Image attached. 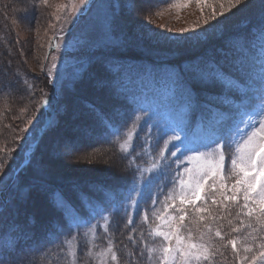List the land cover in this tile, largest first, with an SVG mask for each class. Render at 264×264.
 Wrapping results in <instances>:
<instances>
[{
	"label": "rangeland",
	"instance_id": "374dc122",
	"mask_svg": "<svg viewBox=\"0 0 264 264\" xmlns=\"http://www.w3.org/2000/svg\"><path fill=\"white\" fill-rule=\"evenodd\" d=\"M10 1L18 4L22 0ZM152 3L154 5H150ZM40 4L41 9L37 17L39 19L38 24H34L33 27H23L18 24L17 16L13 15L11 17L13 19L11 25L20 38L22 47L27 54L25 55V60L28 71L34 78L30 104L17 109V116L22 111V122L16 125L17 127L14 129L9 147L0 148L2 150L0 151V158L3 160L1 163L6 165L5 171L7 172V175L0 178V205L3 202L0 208H4L7 200L9 201L14 196V187L18 196L28 190V184L31 179L42 180V182L50 181L48 178L44 179L47 174L52 180L59 178L64 187L67 177H75L80 189H84L76 197H82L83 200V206H81V202L76 206L79 212L65 211L63 218H61V214L57 210L59 205L53 201L57 218L55 222L58 229L62 231L60 240L64 242V246L67 247L84 240V247L87 249L86 257H92L98 260L100 264H122L119 262L118 257L116 261L111 259L112 251L116 253V246L113 239L111 241L108 238V236L112 235L109 232V228L113 226L115 228L116 223H118L121 226L120 231L127 234L125 229L127 218L132 223L140 221V228L145 230L148 229V227L144 228L143 222L146 221L150 222L151 228L149 229L152 230V235L144 249L146 260L143 264H156L159 252L155 251L150 254V250L158 249L162 243L156 232L163 230L164 218L170 214H175L172 208L174 202L167 200V197L170 194L177 195L179 186H174L170 183V180L176 178L177 169L182 171L184 166H188L186 158L185 163L181 164L179 157L182 156V153H178L177 157H172L170 152L175 150L174 145L167 143L171 140V135L164 136L162 132L153 130L152 135L149 137L148 148L152 161L149 158L146 168L142 169L143 179H140V174L139 178L135 180V175L140 171V168L135 166L139 162L138 158L135 157L133 159L131 156H134V154L131 153V159L125 157L123 161L119 158L118 152L130 153L132 150L131 146L135 142L137 143V139L133 134L136 133L138 126L129 125L127 129L121 130L118 137H108L106 139L105 133L89 113L88 106H82V113L79 119L77 120V117H75L72 121L71 118L74 116L75 106L71 102V96L65 93L68 91L65 88H71L72 81L79 80V82H82L80 84L82 92L91 94L90 97L100 101L105 111H108L118 101L113 98L107 89L95 91L94 79L90 73L92 69H89V67L96 64L95 68H97V64H100L99 60L105 61L109 55H104L103 59L100 58V54H97L94 47H87L89 41L95 40L97 42L95 46L106 48V45L101 43L102 40L112 39L111 41H113L115 38H119L123 33L120 28L121 23L128 34V39L125 41L126 45L122 44L121 46L123 50L133 51L131 54H119L118 56H132L137 51L142 52L144 50L143 46H149V48L157 50L158 55L163 56L169 52L174 53L176 50L181 53L183 52L182 49L192 46H196L199 49L204 46L201 44H207L209 39L213 40L226 25L232 22L230 17L240 14L244 17L249 15L251 16L250 19H259L264 14V0H247L240 11L235 8L230 9L228 0H200L199 3L197 0H91L89 8H84L81 0H47V3L41 1ZM221 4H223L225 9L224 15H218L216 19L210 20L209 24H205L204 21L211 15L213 9L219 13ZM106 5H112V7L107 8L105 7ZM145 6H148V8H145ZM112 13H115L116 23L111 33L106 35L104 28L105 17H110ZM120 20L123 22H120ZM212 25L217 27L213 28ZM181 29H187L188 31L181 33ZM192 29L199 33L198 38L196 33L191 31ZM205 29L207 30L206 33ZM235 34L233 32L230 33L228 40ZM255 42L259 46L261 63L264 64V52H261V44L259 41ZM141 43L143 44L142 46H140ZM216 44L213 48L211 47L212 51L219 50L225 46L224 44L216 48ZM57 45L60 47L57 48ZM86 48L87 50L92 48L96 55L93 51L86 53ZM49 49H52V53L48 55L45 53L44 55V52ZM218 53L217 57L222 59ZM87 59H91L90 66L86 63ZM53 63L57 64V71L62 76L60 80H51V85H47L44 78L43 80L41 78L43 75L47 77L46 71L51 68ZM104 64L109 66L124 65L134 70L147 68L150 73L158 71V74L173 71L174 66H167L162 63H156V65H151L155 63H138L130 61L128 58L119 59L116 57H108ZM226 66L229 67L230 65ZM101 67L103 69L100 70L98 78L107 76L102 64L99 68L101 69ZM135 83L138 85L137 89L145 97L153 104L159 105L162 119L167 120L174 116V113L165 106L167 102L164 100L162 88L156 86L154 79L145 77L142 81L137 80ZM45 93L51 94L53 98L57 95L59 98L54 119L52 116L50 119V121L53 120L51 124L53 126L43 137L39 146L40 152L33 156L28 174L16 184L15 181L17 180L12 179L10 181V172L12 167L15 166L20 150L30 144L35 137L36 126L40 122L37 102L40 95ZM192 116V111H189L187 122L192 119ZM238 122L239 117L235 119L234 123ZM75 123H78L79 126L74 125ZM86 125L93 127L95 131L85 133L82 129ZM3 126L0 123V132ZM25 129L27 131H24ZM188 131L190 139L196 146L199 147L202 143L208 142L207 138L200 139L195 135L196 131L191 130L190 125ZM129 132L132 133V140L128 139ZM96 138L97 144H92V141L96 140ZM69 139L73 142L75 152L71 156H62L63 145ZM146 140L147 136L145 135L143 139L145 146ZM239 142L237 141V143ZM121 145H123V148ZM154 145L157 149L153 153L151 150ZM139 149L141 148L139 147ZM161 153L164 154L165 159L161 158ZM189 155H192V153H189ZM235 156V145L231 149H224L223 172H225L223 175L228 177L227 184L229 186L235 180L231 169V159ZM140 161L143 164V158ZM169 164L171 165L170 167H165ZM8 181L12 182L9 192L6 185ZM148 181H151V183H148ZM48 187L46 186L45 188ZM137 187L139 189L138 192L133 190ZM64 190L66 191L65 187ZM35 194L37 195L36 192ZM214 196L218 203L213 205L211 199H209L207 205L212 210H215L218 207L217 205H219V201L222 200L218 193H215ZM69 199L73 204H76L72 198L69 197ZM242 203L243 200L241 199L240 204ZM35 205L36 207L38 206V198L35 201ZM10 208L16 214V210H20L22 206L17 208L12 203L6 204L5 209ZM118 208H120L123 215L121 212L118 213ZM40 210L43 211V208H40ZM36 211L38 212L39 210L36 208ZM33 215L35 216L36 214ZM145 215H147V220H145ZM240 217L246 220L243 215ZM14 223L12 215H4V217L0 218V257L4 255L2 250L10 248L13 244L12 242L19 238V234L22 235L24 233L20 230H15ZM185 223L188 222L185 221ZM110 225L111 227H109ZM245 226L246 224H240L238 229L243 230ZM192 227L195 228L196 226L193 225ZM102 229L103 231H101ZM199 229L200 231L204 230L203 223L199 226ZM212 229L215 232L214 228ZM70 230L80 232L75 234L74 232L70 233ZM249 230L252 229L249 228ZM128 234L131 233L128 232ZM198 234V232H194V235ZM233 236L234 238L227 237V239H235L237 241V253L239 251V256H243V259L237 260L236 264H264V259L260 257V251L257 253L244 251V243L243 245L241 243L245 239V234L234 233ZM257 238L259 244L264 245V235ZM212 242L217 246L214 249L213 257L218 255V260L222 258V254H225V249L223 245L216 241L214 235H212ZM122 244L123 248L127 244L126 251H124V255L127 258V249L130 248V246L128 247L129 243L127 240H122ZM256 244L257 248H259L260 245ZM110 248L112 251L109 250ZM229 248L232 250L230 244ZM133 254L135 256L133 255L132 263L136 262V258L140 256L138 251ZM249 254H251L250 258L245 260L244 257ZM253 255L256 256L255 261L251 259ZM224 263H230L228 257L225 258ZM214 264L216 263L214 262Z\"/></svg>",
	"mask_w": 264,
	"mask_h": 264
},
{
	"label": "snow or ice",
	"instance_id": "6c2138e0",
	"mask_svg": "<svg viewBox=\"0 0 264 264\" xmlns=\"http://www.w3.org/2000/svg\"><path fill=\"white\" fill-rule=\"evenodd\" d=\"M44 2L47 3V0ZM246 2L247 0H228V5L230 9L240 11ZM81 3L84 8H89L91 0H81ZM105 7L111 8L112 5ZM224 12L221 4L219 13L213 9L204 23L209 24L210 20L224 15ZM115 23V13L105 17L106 35L111 33ZM185 31L188 30L181 29V33ZM191 31L196 33L195 29ZM196 35L198 38L199 33ZM254 41L260 42L261 52H264V14L259 19L245 20L242 29L223 48L174 65V70L170 72L150 73L147 68L134 70L124 65L109 66L101 62L107 76L98 78L95 86L107 89L118 102L108 111L99 109L96 105H89L88 108L96 124L105 133L106 139L118 137L122 129H127L129 125L136 126L139 122V131L146 136H151L153 130L162 132L164 136L170 134L171 140L167 143H172L175 148L170 155L177 157L178 153H182L179 162L184 164L186 158L188 165L182 171L177 169L176 178L170 180L174 186H179L177 195L170 194L167 197V200L174 202L172 208L175 214L166 216L163 230L156 232L162 240L158 249L150 250V254L159 252L156 264H205L211 261L217 246L212 242L213 229L208 221L215 220L216 215L207 205L209 199L213 205L218 203L215 193L222 197L220 206L228 209L231 204L239 209L237 217L243 215L246 218L241 221L242 225L246 223L253 232L264 230V83L260 90L254 91L250 77L241 75L240 72L242 60L249 53ZM217 52L223 58V63L217 58ZM261 71L264 72V64ZM46 76L50 81L60 80L62 74L57 71V64L51 65ZM145 77H151L156 81V86L162 88L164 100L167 102L165 106L174 113L171 119H162L159 105L153 104L142 92L137 91L138 85L135 81H142ZM44 104L48 105L49 101L45 100ZM189 111H192L194 119L200 120L202 131L208 134V142L199 147L189 137ZM237 117L239 122L234 123ZM82 131L87 133L95 129L86 125ZM132 138V133L129 132L128 139ZM234 145L236 156L231 159V169L235 180L229 186L228 177L223 175L224 149H231ZM74 152L73 142L69 139L63 145L61 155L71 156ZM161 158H166L163 153ZM28 159L31 162V158ZM170 166L169 164L165 167ZM5 167V164L0 163V178L7 175ZM140 179H143L142 174ZM133 190L139 191L138 187ZM73 191L79 196L82 190L74 185ZM51 199L59 205L57 210L61 218L65 211L79 212L68 195L62 191L52 193ZM202 223L204 230L200 231L199 226ZM229 224H232L231 220ZM193 225L196 227L193 228ZM233 231L239 229L233 227ZM194 232L199 234L194 235ZM23 235L27 236L26 233ZM214 235L220 240L224 239L219 228ZM228 243L232 246L233 253H237V241L232 239ZM18 248L19 239H16L10 248L2 250L4 259H0V264H6L8 257ZM261 249L260 257L264 259V245H261ZM109 250L112 251L111 248ZM244 251L250 252L252 249L245 247ZM111 259L117 260L114 251ZM244 259L247 260L248 257ZM251 259L255 261L256 256L253 255Z\"/></svg>",
	"mask_w": 264,
	"mask_h": 264
},
{
	"label": "trees",
	"instance_id": "16d2710c",
	"mask_svg": "<svg viewBox=\"0 0 264 264\" xmlns=\"http://www.w3.org/2000/svg\"><path fill=\"white\" fill-rule=\"evenodd\" d=\"M44 0H22L20 3L11 2L10 0H0V123L4 125L0 132V148L5 149L9 147L11 144V140L13 137L14 129L17 127V124H21L22 122V111L17 116L18 107H26L30 104L32 100L33 94V76L28 71L27 63L25 60V50L22 47L20 42V38L17 36L14 28L12 27V16H17L16 20H18V24L23 27L28 26L33 27L34 24H38V15L41 9L40 2ZM154 5V3L150 4ZM149 6V5H148ZM145 6V8H148ZM122 17V16H121ZM251 16L244 17L243 15H236L230 17L231 21L228 25L224 27L214 39H209L207 44L203 47L197 49L196 46L187 47L186 49H182L183 52L180 53L179 50H176L174 53H168L163 55H158L157 50L153 48H149V46H143L144 50L142 52L137 51L134 55L126 56H118L131 54L133 50H123L122 44L125 46L126 39H128V34L126 33L125 27H123L120 23V28L123 33L119 38H115L113 41L111 40H102V44L106 45V48H100L95 46L97 42L95 40H91L87 43V47H94L97 54H100L99 57L103 59L104 55H109L106 57L105 61L99 60L100 64H97V68H95L96 64L90 66L91 59H87L86 63L89 65V69L92 78L94 79V87L95 91H101V88H97L95 86V79L100 76L99 66H101V62L105 63L108 57H116L119 59H130V61H135L138 63H155L151 65H156V63H162L164 65H178L184 63L185 61L191 60L194 57H197L203 53H211L213 46L216 44L217 47H221L226 44L228 41V36L230 33H237L242 29V23L245 20H250ZM15 20V22H16ZM120 22H123L120 20ZM218 38V41L216 42ZM222 40V41H221ZM143 44L141 43L140 46ZM147 45V44H145ZM212 47V48H211ZM207 48V49H206ZM201 49V50H200ZM199 50V52H197ZM93 49L90 48L86 53L92 52ZM95 51L94 54L96 53ZM45 53L51 54L52 49L47 50ZM163 53V52H162ZM219 54V53H218ZM96 55V54H95ZM218 58V57H217ZM223 61V58L221 59ZM251 62L249 57H245L242 60V66L240 68V72L243 67H246ZM230 67V66H229ZM95 69V70H94ZM45 80L47 85H51L50 80L42 76V80ZM49 80V81H48ZM85 80V79H84ZM82 82L79 80H74L71 83V88L67 87L68 91L65 92L68 96H71V102L74 107V116L71 118L72 121L75 117L77 120L79 119L82 111V106L96 105L99 109L105 110L104 106H102L101 102L91 98V94H86L82 92L80 89L82 86L80 85ZM48 100L49 104L45 105L44 101ZM70 100V97H69ZM75 103V104H74ZM95 103V104H94ZM59 104V98L56 95L55 98L51 94H42L39 97L37 105L39 106V121L36 126V134L32 139L30 144L24 146L19 153L18 159L15 163V166L12 167L10 172V181L15 179L18 184L19 180H23L24 177L28 174L29 167L32 163V158L35 154L40 152L39 146L41 145L42 139L47 133V131L53 126H51L52 121H50L51 116L54 119L56 114L57 105ZM66 109V108H65ZM79 111V112H78ZM89 111V110H88ZM61 123V122H60ZM82 125V123H80ZM74 125L79 126L78 123ZM144 133L136 130L135 138L137 139V143L131 146L132 150L126 153L118 152L119 158L124 161L125 157L131 159L138 158L136 167L141 169L142 165L145 163L143 159V164L140 161L143 158V150H142V139ZM100 140V139H99ZM93 142V143H92ZM92 144H97L96 140H93ZM89 143V142H88ZM100 147V145H98ZM139 147L141 149H139ZM137 152V154H135ZM145 153H147L144 150ZM133 153L134 156L130 157V154ZM16 156V155H15ZM31 158V162L28 158ZM2 158H0V163L2 162ZM136 161V160H135ZM126 163V162H125ZM36 174V173H33ZM59 177V176H58ZM62 177V176H60ZM48 178L50 181L42 182L38 180H32L28 184V190H26L21 196L15 192L14 187V196L7 200V203L4 204V208H0V218L4 217V215H12L14 218L15 230H20L27 234L24 237V233L19 234V248L16 252L8 257L6 264H100L98 260H95L92 257H86L87 249L84 247V240L73 243L69 246H64V242L60 240V235L62 231L58 229L56 225V211L53 200L51 199V194L57 191H62L68 195V197L72 198L75 205L78 206L79 202H82V197L76 198L78 195L73 191V186L78 184V181L75 180V177H67L64 187L62 186V181L59 178H55L52 180L49 176L44 177V179ZM6 185L9 187L12 185V182H7ZM49 186L48 188H45ZM80 188V187H79ZM82 189V188H81ZM71 190V191H70ZM84 190V189H83ZM82 190V191H83ZM37 193V195L35 194ZM81 194V192H80ZM38 198V206L36 207L35 201ZM22 199V200H21ZM12 203L14 207L22 208L16 210V214L13 213V209H5L6 204ZM3 204V202H2ZM1 204V205H2ZM0 205V207H1ZM45 205V207H44ZM218 207L213 210L216 219L210 220L208 223L214 228V231L219 228L221 231V235L224 237L223 240L215 237L220 243L223 245L225 249V254H222V258L217 260L218 255L213 257L210 262H205V264H226L224 263L225 258L228 257L230 260L229 264H236L237 260L241 259L243 256H239L238 253H233V251L229 248L228 238H234L233 234H245V239L242 241V245L244 243L245 247H249L252 249L251 252L257 253L261 251V244L257 241V237H261L264 235V230H257L253 232L249 230V227L245 226V228L239 229V231L234 232L233 227L238 228L243 220L241 217H237L236 213L239 209L231 205L228 209L223 208L222 206L217 205ZM36 208L39 210L36 211ZM43 208V211L40 210ZM5 209V210H4ZM78 209V208H77ZM19 210V212H18ZM118 213H120V208H118ZM36 214L38 216H34ZM122 214V212H121ZM123 215V214H122ZM65 218V216H64ZM229 220L232 221V224H229ZM140 221L132 223L129 220L125 221V229L127 234H124L120 231L121 226L116 223V227H109L111 236H108L110 240L115 243L117 257L119 258L120 263L129 264L133 261V253L138 251L140 256L136 258V262L132 264H143L146 260L145 257V246L147 245V241L150 238V222L144 221V228L148 227V229L140 228ZM112 224V223H111ZM246 224V223H245ZM115 225V224H114ZM103 231V229L101 230ZM70 233H73L74 230H70ZM80 231L74 232L75 234H79ZM130 232L131 234H128ZM120 234V237H119ZM120 239V240H119ZM122 240H127L128 247L127 249L128 255L127 258L124 255V251H126V246L123 248ZM13 243V242H12ZM260 245L257 248V244ZM141 249V252H140ZM238 250V246H237ZM135 256V255H134ZM251 254H249L248 258H250ZM144 257V259H143ZM0 259H4V255L0 257ZM243 259V258H242ZM257 264V263H256Z\"/></svg>",
	"mask_w": 264,
	"mask_h": 264
}]
</instances>
